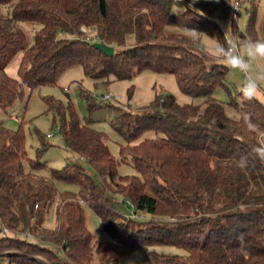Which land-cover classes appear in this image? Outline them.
<instances>
[{
    "label": "trees",
    "instance_id": "1",
    "mask_svg": "<svg viewBox=\"0 0 264 264\" xmlns=\"http://www.w3.org/2000/svg\"><path fill=\"white\" fill-rule=\"evenodd\" d=\"M176 2L0 0V55L7 61L17 52L23 55L18 79L0 64L4 108L24 99L25 88L57 85L78 65L97 86L133 79L145 70L169 73L183 93L202 99L180 103L171 94H157L145 107L124 108L110 120L124 141L122 160L106 134L92 126L91 116L81 118L71 101L47 99L65 146L78 155L63 169L41 159L49 148L44 136L32 158L23 126L0 125V264H120L142 249L151 264H264V161L250 155L253 147L264 146V134L246 129L251 119L264 130V103L246 101L241 90L232 96L230 68L202 43L207 36L225 44L222 28L204 10L188 6L175 12ZM253 6L246 33L233 28L240 41L260 40ZM172 24L200 33L173 34L167 29ZM28 27L35 31L33 40ZM83 27L115 53L86 40ZM219 88L231 94L240 118L227 114V103L215 95ZM81 95L90 115L103 107L87 90ZM245 156L247 167L241 168L238 161ZM122 162L138 175H122ZM56 181L76 184L78 191H61ZM119 197L131 200L147 219L127 218ZM57 199L51 228L46 221ZM86 207L100 217L109 241L94 240ZM158 245L185 254L149 251Z\"/></svg>",
    "mask_w": 264,
    "mask_h": 264
},
{
    "label": "rangeland",
    "instance_id": "2",
    "mask_svg": "<svg viewBox=\"0 0 264 264\" xmlns=\"http://www.w3.org/2000/svg\"><path fill=\"white\" fill-rule=\"evenodd\" d=\"M239 2L240 10L237 18H234L235 4ZM201 3L202 6H198ZM253 4L257 8V30L260 35V40H264V0H177L174 11H183L188 6H195L198 11L204 10L210 15L216 23L222 28L224 35L227 38L234 37L233 28L237 27L240 33H246L250 14L253 9ZM200 7V8H199ZM199 8V9H198ZM28 27V32L32 40L34 39L35 31H31ZM168 32L177 34L185 33L193 35L188 31H180L175 25H168ZM202 43L205 50L213 57L214 60L222 62L218 58H214V48L217 43L221 42L212 37H203ZM22 53L17 52L11 60L7 61L6 57L0 55V64L5 66L7 72L12 78H19V65L22 60ZM223 63V62H222ZM264 67V62L253 65V72L259 71ZM245 76L235 69L229 70L228 82L232 86V96L235 97L236 91L241 90L242 83ZM261 88L264 89V82L261 83ZM85 89L91 95L99 97L102 94L110 93L115 97L119 96L118 101H106L108 103L101 104L103 107H98L90 115L87 101L81 95V90ZM24 99H18L9 108H4L0 105V125L10 129L17 130L22 125L27 137V150L32 158H37L38 149L42 145L41 137L44 136L49 148L41 154V159L47 162L49 166L55 169H63L68 160L78 159V155L69 150L64 143L63 137L60 133L55 134L54 137L48 139L47 133L56 126L55 115L49 111L46 100L54 98L64 105H68L71 101L81 118L92 117L94 119L92 126L98 131L106 134V142L111 148L114 155L122 160L121 146L123 139L113 130L110 120H113L119 115L124 108L133 111L149 105L157 94H171L180 103L194 102L199 104L202 99H193L189 95L183 93L176 80V77L169 73H156L151 70H145L133 79L117 80L110 83L108 86L95 84V81L86 75L81 65L75 66L64 72L55 86H45L35 89L32 92L25 88ZM132 90V92H131ZM216 97L227 103V114L234 119L240 118L239 111L230 104L231 94L225 88H219L216 92ZM259 99L264 103V96ZM120 107V109H118ZM151 135V133H146ZM264 144V137H261ZM89 173L97 177L94 170L90 169L86 162ZM120 173L122 175H138V171L128 162H122L120 165ZM56 186L61 191H78L76 184H68L56 181ZM151 193V190H149ZM122 198L119 197V200ZM54 204V205H53ZM51 213L48 216L46 224L49 227L56 226V211L59 204L58 199L53 203ZM125 214L130 213L127 207L122 208ZM86 214L88 223L96 242L109 241V236L104 232L100 217L90 208L86 207ZM147 219L142 216L138 219ZM0 225V232H1ZM149 251L159 253L160 255H176L185 254V251L175 246L158 245L151 247ZM120 264H151L146 257L144 250L135 251L132 256Z\"/></svg>",
    "mask_w": 264,
    "mask_h": 264
},
{
    "label": "clouds",
    "instance_id": "3",
    "mask_svg": "<svg viewBox=\"0 0 264 264\" xmlns=\"http://www.w3.org/2000/svg\"><path fill=\"white\" fill-rule=\"evenodd\" d=\"M190 33L198 36L200 32L188 29ZM214 58L223 62V66L235 69L245 76L241 86V94L246 101L258 99L264 96V89L261 83L264 82V67L259 71L253 72V65L264 62V40H245L240 41L233 37L225 44L217 43L214 48ZM246 129L249 133H262L264 130L258 128L251 119L246 121ZM250 155L260 161H264V146H256L251 150ZM248 157H241L238 166L247 167Z\"/></svg>",
    "mask_w": 264,
    "mask_h": 264
},
{
    "label": "built area",
    "instance_id": "4",
    "mask_svg": "<svg viewBox=\"0 0 264 264\" xmlns=\"http://www.w3.org/2000/svg\"><path fill=\"white\" fill-rule=\"evenodd\" d=\"M195 7V6H193ZM239 10H240V4L239 2H236L235 4V12H234V18H237L239 15ZM83 32L86 33V40L96 43L99 42V37L95 34H93L92 32H90L86 27H83ZM228 40H231L232 38H227ZM96 102L98 103H104L106 101H118L119 100V96L115 97L114 95L110 94V93H105L102 94L99 97H95L94 98ZM59 132V128L57 126H55L53 129H51L48 133H47V137L52 138L55 134H58ZM123 199L119 200V202H122ZM129 210L130 213L126 214L127 218H138L141 217L142 215H140L138 212H136V208L134 203L131 200H126L125 202H122Z\"/></svg>",
    "mask_w": 264,
    "mask_h": 264
},
{
    "label": "water",
    "instance_id": "5",
    "mask_svg": "<svg viewBox=\"0 0 264 264\" xmlns=\"http://www.w3.org/2000/svg\"><path fill=\"white\" fill-rule=\"evenodd\" d=\"M95 47L99 48L101 51L108 55H113L115 53V48L113 46H110L104 42H96L94 43Z\"/></svg>",
    "mask_w": 264,
    "mask_h": 264
},
{
    "label": "crops",
    "instance_id": "6",
    "mask_svg": "<svg viewBox=\"0 0 264 264\" xmlns=\"http://www.w3.org/2000/svg\"><path fill=\"white\" fill-rule=\"evenodd\" d=\"M53 137H54V136H53ZM142 250H143V249H142ZM142 250H141V251H142ZM131 256H132V255H131ZM131 256H130V257H131Z\"/></svg>",
    "mask_w": 264,
    "mask_h": 264
}]
</instances>
